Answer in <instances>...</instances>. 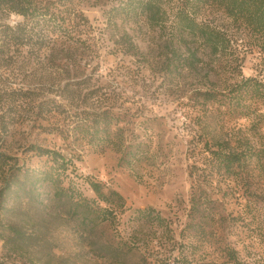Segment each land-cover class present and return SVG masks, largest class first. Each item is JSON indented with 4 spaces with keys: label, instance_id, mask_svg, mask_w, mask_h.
Returning <instances> with one entry per match:
<instances>
[{
    "label": "rangeland",
    "instance_id": "rangeland-1",
    "mask_svg": "<svg viewBox=\"0 0 264 264\" xmlns=\"http://www.w3.org/2000/svg\"><path fill=\"white\" fill-rule=\"evenodd\" d=\"M116 1L79 0L78 8L91 24L90 46L22 48L9 43L0 27V151L14 157L8 165L0 163V264H143L141 253L125 250L112 259L108 244L116 246L118 240L151 241L149 247L155 250L145 252L162 264H233L225 256L228 246L237 250L242 264H264V198L247 193L239 197L244 191L242 182L232 180L235 193L225 197L221 189H214L223 216L217 231L208 220L203 224L206 236L186 227L193 183L188 149L204 139L205 130L224 111L216 103H204L201 93L221 91L243 75L254 76L263 57L261 50L242 29L231 40L232 51L227 55L211 56L199 48L201 61L192 68L182 66L186 46L196 47L192 42L176 43L181 59L172 60L164 36L144 21L127 22L118 16L108 24L105 12ZM207 18L222 22L220 11L213 10ZM21 21L18 15L0 14V25ZM73 82L81 86V93L63 99L68 95L65 90L73 87L67 84ZM26 89L33 100H17ZM91 89L98 93L92 96ZM47 99L60 101L68 110L108 107L122 118L128 141L148 146V160L130 170L119 167L120 153L113 148L99 152L75 145L79 156L74 160L77 176L73 181L81 192L94 197L87 184V179H93L125 198L126 209L116 231L99 225L89 231L87 239L78 217L69 215L66 202L53 199L50 185L36 186L37 199L29 197L27 179L24 191L22 185L13 183L11 190L2 192L6 179L23 178V174H11L13 164L28 169L44 165L45 158L32 154L30 145L53 149L62 145L61 138L49 130L62 123V116L47 115L41 120L35 115V105ZM255 181L264 187V169L251 183V190ZM148 208L170 223L169 231L137 220L134 211Z\"/></svg>",
    "mask_w": 264,
    "mask_h": 264
},
{
    "label": "trees",
    "instance_id": "trees-1",
    "mask_svg": "<svg viewBox=\"0 0 264 264\" xmlns=\"http://www.w3.org/2000/svg\"><path fill=\"white\" fill-rule=\"evenodd\" d=\"M78 3L79 0H0L1 15L22 17V21L14 26L0 25L1 33L13 45L39 51L52 49L56 44L66 45L67 48L90 46L87 39L91 24L79 10ZM213 10L220 11L221 23L207 20V15ZM105 13L109 17L108 24L119 16L127 22L142 20L148 27L158 29L171 49L172 60L181 59L176 43L180 40L192 42L196 47L186 46L188 54L181 64L188 68L201 61L197 57L199 48L207 49L211 56L227 55L232 51L231 40L242 29L261 50L263 57L254 76L243 75L221 91L213 89L201 93L204 103H216L224 111L214 126L205 130L204 139L192 143L188 149L189 176L193 183L189 195L190 221L186 227L197 229L206 236L208 232L203 224L208 220L217 231L223 216L219 211L220 200L213 196L216 187L221 189L222 196L235 193L231 184L234 180L242 182L244 186L239 197L247 193L258 200L264 198V187L260 182L255 181V189H250L251 183L264 169V0H117L116 5ZM231 28L235 29V33ZM84 82L88 84L86 80ZM67 85L73 87L65 90L68 95L63 99L71 97L70 94L81 93L78 83ZM91 90L92 96L98 93L96 89ZM20 92L17 100H33L30 90ZM35 108V115L41 120L47 115L54 118L62 116V123L49 129L61 138L62 145L58 149L30 145L28 148L32 154L45 158L44 165L28 169L13 164L11 174H23V178L6 179L2 192L11 190L13 183L22 185L21 191H24V181L27 179L31 185L28 195L37 199L36 186L50 185L53 199L65 201L69 215L78 217L85 237L99 225L109 226L116 231L120 216L126 209L125 198L115 189H105L102 183L93 179H87V184L94 197L87 198L81 192L73 181L77 176L74 160L79 156L74 152L75 145L82 149L91 146L99 152L113 148L120 153L119 167L130 170L137 163L148 160V146L142 141H128L123 135L122 118L108 107L98 111L82 108L68 110L60 101L47 99L38 102ZM0 113L3 115V111ZM241 122H245V126ZM1 129L5 130V126ZM13 158L0 151L1 164L8 165ZM208 185L213 187L210 191L207 190ZM134 213L137 220L143 223L156 225L164 231L170 229V223L151 208L138 209ZM197 218L202 221L195 223ZM11 230L20 235L15 228L11 227ZM118 241L116 246L108 244L112 259L117 258L116 253L125 250L130 254L141 253L143 264H162V260L156 257L148 258L149 252L155 250L149 247L151 241L144 244L139 241ZM145 251H149L148 254ZM224 251L230 262L242 264L235 248L224 247Z\"/></svg>",
    "mask_w": 264,
    "mask_h": 264
},
{
    "label": "clouds",
    "instance_id": "clouds-1",
    "mask_svg": "<svg viewBox=\"0 0 264 264\" xmlns=\"http://www.w3.org/2000/svg\"><path fill=\"white\" fill-rule=\"evenodd\" d=\"M13 15H15V14H13Z\"/></svg>",
    "mask_w": 264,
    "mask_h": 264
}]
</instances>
